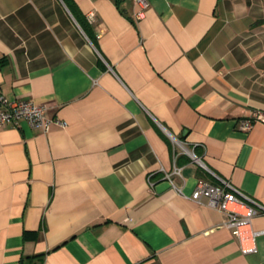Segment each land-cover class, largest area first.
Here are the masks:
<instances>
[{"label":"crops","instance_id":"obj_1","mask_svg":"<svg viewBox=\"0 0 264 264\" xmlns=\"http://www.w3.org/2000/svg\"><path fill=\"white\" fill-rule=\"evenodd\" d=\"M136 10L0 0V92L66 123L0 129V264H264V215L238 239L191 199L226 181L264 206V0Z\"/></svg>","mask_w":264,"mask_h":264},{"label":"built area","instance_id":"obj_2","mask_svg":"<svg viewBox=\"0 0 264 264\" xmlns=\"http://www.w3.org/2000/svg\"><path fill=\"white\" fill-rule=\"evenodd\" d=\"M137 8L135 17L138 19L143 18L144 11L148 6V0H134ZM262 115L259 112H253L249 118L242 120L239 128L243 131H249L254 122L259 121ZM20 121H25L30 127L40 129L43 133H47L52 125L58 127H65L66 123L56 117H51L47 113V108L43 105L36 104L32 100H8L0 92V129L5 125L16 127ZM174 174H179V169L175 168ZM165 177L172 184L176 185L169 177ZM152 184V183H150ZM179 191V187H176ZM236 194L242 196L239 199ZM206 199V204L209 207L217 209L224 213L225 221L223 226L229 229L234 238H240L242 229L248 226L251 219L259 214L264 215V206H261L249 197L242 195L228 182L222 181V186L212 185L210 183L200 181L195 186L191 194V199L197 203H201L202 199ZM239 203L244 207L243 212L234 210L231 206ZM264 235V230L255 231L252 237ZM255 249H242L243 253H249Z\"/></svg>","mask_w":264,"mask_h":264},{"label":"trees","instance_id":"obj_3","mask_svg":"<svg viewBox=\"0 0 264 264\" xmlns=\"http://www.w3.org/2000/svg\"><path fill=\"white\" fill-rule=\"evenodd\" d=\"M116 3H117V1L118 0H114ZM34 258V257H33ZM38 258V260L40 261V262H42V256H39V257H37ZM30 259H32V258H30ZM20 264H30V262L29 261H27V262H24V260L22 259L21 261H20Z\"/></svg>","mask_w":264,"mask_h":264}]
</instances>
